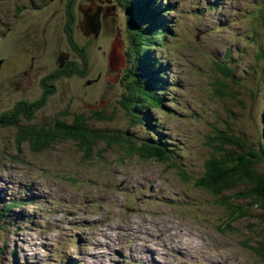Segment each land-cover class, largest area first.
<instances>
[{
	"label": "rangeland",
	"instance_id": "374dc122",
	"mask_svg": "<svg viewBox=\"0 0 264 264\" xmlns=\"http://www.w3.org/2000/svg\"><path fill=\"white\" fill-rule=\"evenodd\" d=\"M155 1L175 4L166 17L171 34L162 35L153 54L168 73L163 105L143 108L146 117L133 125L119 103L131 79L127 15L119 6L115 47L124 68L108 64L103 52L110 40L102 28L87 54V76L59 82L40 115L70 123L83 114L89 126L129 129L139 142L157 129L174 149L172 163L126 155L103 141L88 156L71 140L20 149L0 130V218L9 216L0 219V264H142L135 253L146 246L142 254L154 256L142 255L146 264H264V209L238 199L241 185L225 193L229 204L198 185L217 157L219 132L259 152L264 147V0ZM54 41L56 49L67 44L61 28L51 47ZM221 69L233 70L234 78ZM100 111L111 118L91 119ZM254 169L263 174L264 162ZM9 198L25 204L9 210Z\"/></svg>",
	"mask_w": 264,
	"mask_h": 264
},
{
	"label": "trees",
	"instance_id": "16d2710c",
	"mask_svg": "<svg viewBox=\"0 0 264 264\" xmlns=\"http://www.w3.org/2000/svg\"><path fill=\"white\" fill-rule=\"evenodd\" d=\"M117 2L129 14L127 18L130 48L126 55V61L129 62L130 66L125 69V72L127 70L126 73L131 77L130 82L124 84L126 91L121 95L119 100L121 102L119 103L122 104L121 107L131 124L137 125L141 123L142 118L146 117L143 108L146 110L151 107L157 108L163 105L165 99L164 87L166 82L163 80L167 73L162 70L163 65L157 64L156 55L153 54L162 43V35H168L169 28L163 15L159 13L155 1L117 0ZM167 8L168 5L164 9ZM262 16L264 18V10H262ZM48 69H45L47 74L50 72H47ZM221 70L226 71V77L234 78L233 70ZM151 71L156 73L151 76ZM45 73L46 77L44 76L42 83L44 88L42 96H39L40 89H35L34 84L26 85L27 89L22 91L20 95L22 97H16L10 102V106L2 104L0 101V130L9 131V134L13 136L12 138L18 141L20 149L22 144L28 143L33 150L40 151L55 143L71 140L88 156L94 145L103 141L111 146L123 148L120 150L126 155H138L144 160L172 161L174 149L169 146L168 137H162L157 129L151 131L147 141L139 142L141 139L138 135L129 129L110 130L89 126L83 114V116L74 115V119L72 118L70 123L64 118H56L51 122L48 120L41 121L40 112L58 92L57 84L61 81L60 76H56L55 73L53 76ZM15 100L17 101L15 102ZM93 114L95 118L92 117L91 119L111 118L101 111L93 112ZM154 126L156 128L157 124L154 123ZM151 136L155 138L151 139ZM215 141L218 142L216 145L217 157L207 162L205 175L198 181V185L213 192L221 204H229L230 198L225 193L241 185L245 192L238 194V196L240 195L238 199H249L253 206L264 209V173H259L254 169V166L261 161L264 162V147H260L261 151L259 152L253 145L246 143L242 137L229 135L227 132H219ZM184 177L187 178L186 173H184ZM10 198L6 199L11 204L9 209L20 206L15 202L18 201L17 198ZM1 200L5 199L2 198ZM22 203L25 204L23 200ZM231 210L234 211L233 208ZM248 213L249 210L243 212L237 210V214L241 216ZM17 215L20 214L17 212ZM3 216L4 219H0L8 222L9 216L7 217L6 214ZM261 256L264 258V255L261 254Z\"/></svg>",
	"mask_w": 264,
	"mask_h": 264
},
{
	"label": "flooded vegetation",
	"instance_id": "af4514ba",
	"mask_svg": "<svg viewBox=\"0 0 264 264\" xmlns=\"http://www.w3.org/2000/svg\"><path fill=\"white\" fill-rule=\"evenodd\" d=\"M119 6L117 0H0L2 104L10 106L14 93L22 97L26 85H34L38 80L39 96H42L47 64H52L53 68L45 74L53 76L55 73L61 81L87 76V54L98 38L87 33V9L92 7L98 11L101 29L108 32L109 28H119ZM59 28L67 44L56 49V41L52 47L51 42Z\"/></svg>",
	"mask_w": 264,
	"mask_h": 264
},
{
	"label": "water",
	"instance_id": "95a60500",
	"mask_svg": "<svg viewBox=\"0 0 264 264\" xmlns=\"http://www.w3.org/2000/svg\"><path fill=\"white\" fill-rule=\"evenodd\" d=\"M119 19V17H118ZM118 22V20H117ZM100 28H101V23H100V15L98 13V11H95L94 8L89 7L87 9V33L88 32H92L94 33L96 36L98 35V33L100 32ZM111 30H114L112 28H109ZM109 30V31H111ZM116 30V29H115ZM107 32L110 40V45H109V50H106L107 48V44H108V40H106V45L104 48V54H106L108 51L112 50V52L110 53V66L113 68V70H118L120 68H124V57L122 54H120L118 51H116V47H115V42H118V40L120 39V37H117L113 34V31L111 32ZM119 48V47H118ZM116 49V50H115Z\"/></svg>",
	"mask_w": 264,
	"mask_h": 264
},
{
	"label": "bare ground",
	"instance_id": "6f19581e",
	"mask_svg": "<svg viewBox=\"0 0 264 264\" xmlns=\"http://www.w3.org/2000/svg\"><path fill=\"white\" fill-rule=\"evenodd\" d=\"M163 1V0H162ZM212 1V0H211ZM193 3V2H192ZM232 6V5H231ZM225 7V6H224ZM229 9V8H228ZM151 11H153V10H151ZM227 11V10H226ZM237 16V15H236ZM232 17V16H231ZM234 18V17H233ZM230 19V18H229ZM222 29V28H221ZM106 195V194H105ZM108 195V194H107ZM47 198V197H46ZM110 201V200H109ZM79 208V207H78ZM76 211V210H75ZM79 219V218H78ZM99 220V219H98ZM134 228V227H133ZM174 228V227H173ZM132 229V228H131ZM133 230V229H132ZM166 230V229H165ZM172 230V229H171ZM143 232H144V230H143ZM141 233V232H140ZM146 233V232H145ZM151 233H152V231H151ZM159 234V233H158ZM163 234V233H162ZM137 235V234H136ZM142 235V234H141ZM160 235V234H159ZM144 236H146V235H144ZM154 236V235H153ZM169 236V235H168ZM164 238V237H163ZM166 239V238H165ZM150 240V239H149ZM156 240V239H155ZM164 240V239H163ZM168 240V239H167ZM154 241V240H153ZM169 241V240H168ZM45 244V243H44ZM124 244V243H123ZM130 244V243H129ZM150 244V243H149ZM163 244V243H162ZM121 245V244H120ZM123 246V245H122ZM121 246V247H122ZM125 246H126V244H125ZM154 246V245H153ZM118 247V246H117ZM124 248V247H123ZM178 248H180L181 249V246L180 247H178ZM115 249V248H114ZM195 249H193V251H194ZM124 251V250H123ZM141 251H143L144 253L145 252H149V247L147 248V246L145 247V249L143 248L142 250H140V252H136L135 254H137V255H139V256H141V261L136 257V258H134V262L136 263V262H138V263H142V264H146L145 262L143 263V258H142V255L143 256H147V254H142V252ZM155 252V251H154ZM93 253V252H92ZM181 254H182V252H180ZM123 255V254H122ZM169 255V254H168ZM157 256V255H156ZM180 256V255H179ZM148 258H149V261H154V256L151 254V255H149V256H147ZM178 257V256H177ZM173 259V258H172ZM145 261V260H144ZM183 262V261H182ZM119 263V262H118Z\"/></svg>",
	"mask_w": 264,
	"mask_h": 264
}]
</instances>
